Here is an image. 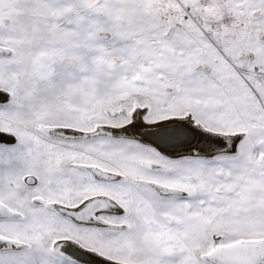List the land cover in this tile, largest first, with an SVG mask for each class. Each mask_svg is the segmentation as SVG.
Instances as JSON below:
<instances>
[{
    "label": "snow or ice",
    "instance_id": "6c2138e0",
    "mask_svg": "<svg viewBox=\"0 0 264 264\" xmlns=\"http://www.w3.org/2000/svg\"><path fill=\"white\" fill-rule=\"evenodd\" d=\"M0 264H264V0H0Z\"/></svg>",
    "mask_w": 264,
    "mask_h": 264
}]
</instances>
